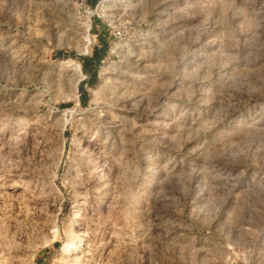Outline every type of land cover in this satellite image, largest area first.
<instances>
[{
    "label": "rangeland",
    "instance_id": "374dc122",
    "mask_svg": "<svg viewBox=\"0 0 264 264\" xmlns=\"http://www.w3.org/2000/svg\"><path fill=\"white\" fill-rule=\"evenodd\" d=\"M0 264H264V0H0Z\"/></svg>",
    "mask_w": 264,
    "mask_h": 264
},
{
    "label": "trees",
    "instance_id": "16d2710c",
    "mask_svg": "<svg viewBox=\"0 0 264 264\" xmlns=\"http://www.w3.org/2000/svg\"><path fill=\"white\" fill-rule=\"evenodd\" d=\"M107 52H108V44L107 42H105V40H103L101 46L95 48L92 56L80 57L82 59L81 62L84 69L87 71V73H89V78L87 82L96 79L97 67L102 62L104 57L107 55ZM80 90H81V99L82 101H84L87 96V92L84 87V84L80 85Z\"/></svg>",
    "mask_w": 264,
    "mask_h": 264
},
{
    "label": "crops",
    "instance_id": "0c3cea01",
    "mask_svg": "<svg viewBox=\"0 0 264 264\" xmlns=\"http://www.w3.org/2000/svg\"><path fill=\"white\" fill-rule=\"evenodd\" d=\"M92 2H94L95 0H91Z\"/></svg>",
    "mask_w": 264,
    "mask_h": 264
}]
</instances>
